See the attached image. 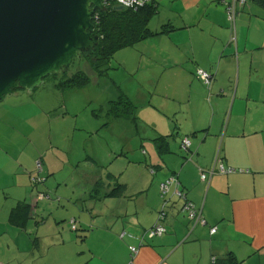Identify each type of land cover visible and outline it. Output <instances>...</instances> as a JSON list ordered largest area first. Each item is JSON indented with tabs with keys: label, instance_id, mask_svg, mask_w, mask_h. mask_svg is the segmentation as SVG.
Returning a JSON list of instances; mask_svg holds the SVG:
<instances>
[{
	"label": "crops",
	"instance_id": "crops-1",
	"mask_svg": "<svg viewBox=\"0 0 264 264\" xmlns=\"http://www.w3.org/2000/svg\"><path fill=\"white\" fill-rule=\"evenodd\" d=\"M162 1L165 5L161 6L163 3L158 0L159 14L150 20L149 27L158 30L162 24L172 26L166 33L159 34L169 40L172 48L167 50L162 39L159 47L165 58L164 69L176 77L182 76L188 87L186 93L176 96L179 99L177 106H184L172 113L164 110L167 113L164 114L166 120H160L171 123V119H174L173 128L171 124L169 127L165 124L161 126V122L156 119L150 122L149 133H143L145 138H140V144L149 146L142 160L143 164L148 160L150 167H153L150 168L151 179L153 188L156 185L154 193L157 201L156 204L143 201L136 205L137 215L129 218L131 223L125 224L127 228H133L134 235L122 232L120 238L129 236L132 241L128 247L138 246L133 264H171L172 257L176 264L179 260L176 257H180L183 264H192L198 254L201 259L207 258L205 263L199 261L198 264H211L212 257L223 260L229 256L234 257L236 264L249 263L254 259L255 264H264V78L251 75L250 68L246 66L248 61L252 63L257 57L255 52L262 50L261 56L264 57V41H259L264 27L262 22H258L260 17L251 15V0H244L242 6H239L234 22L228 20L222 0ZM225 2L231 4L233 0ZM167 4L170 7L176 4V7L164 12ZM236 23L238 26L235 27ZM194 26L195 29L188 30ZM196 30L200 41H206L209 47L205 49L200 46L195 50L192 46L189 51L199 67L213 76L209 89L200 80L194 79L192 72L172 69L183 64V54L178 48H186L187 43H192L186 36H191L190 33ZM200 32L203 36H199ZM228 35L229 41L226 40ZM154 44L158 46L156 42ZM249 54L252 57L248 59ZM217 57H220L219 63H223L221 71L219 68L214 70ZM241 71L243 81L239 78ZM260 79L263 80L261 84L258 83ZM169 83L173 81L169 80ZM260 88L262 92H259ZM220 136L221 145L217 147ZM160 137L166 139L160 140ZM184 137L190 142L185 154L179 151L180 141ZM217 150L219 152L214 157ZM183 156H189L190 159H184ZM171 160L173 164L169 162ZM49 163L50 166L47 165L45 169L42 167V173L52 174V161ZM218 163L226 168L240 169H235V174L223 176L225 174L216 172ZM20 167L10 179H2L0 175V260L4 264H32L16 246L19 239L15 236L18 234L17 227L8 222L9 211L18 201L29 202L33 208L37 203L28 200V197H35L34 189L30 187L31 169L25 164ZM243 169L250 173L237 174L244 173ZM212 170L213 174L210 175ZM241 170L243 172H239ZM206 172L207 179L202 180L200 175ZM173 177L178 182L177 189L183 191L186 199L200 210L204 224L192 230L185 214L179 211L178 202L172 203L166 208V218L162 224L165 234L158 239L145 240L141 245L139 237L156 220L159 185ZM140 178L145 180L143 174ZM113 186L108 183V188H104V182L96 180L90 191L104 198ZM174 190L173 186L169 194L173 196L172 200L176 199ZM3 193L7 196L2 197ZM120 197L122 202L126 199ZM131 201H125V212H128L127 206ZM211 228H215L213 235L210 233ZM128 247L124 250L123 263L130 258ZM28 259L32 262L35 260L34 257Z\"/></svg>",
	"mask_w": 264,
	"mask_h": 264
},
{
	"label": "rangeland",
	"instance_id": "rangeland-1",
	"mask_svg": "<svg viewBox=\"0 0 264 264\" xmlns=\"http://www.w3.org/2000/svg\"><path fill=\"white\" fill-rule=\"evenodd\" d=\"M163 2L161 0V3ZM164 5L165 3L161 6ZM175 7L176 4L173 7L167 4L163 11L168 12ZM256 9L259 10L257 7ZM262 13L258 22H262L264 27V12ZM195 28L196 26L190 27L188 30ZM197 33L198 30L191 32V36H186L193 44L187 43L186 48H178L183 54L181 59L183 64H179L178 68H172L179 72H192L196 80L197 70L206 72L207 70L199 67L189 50L192 46L195 50L200 46L205 49L209 47L206 41H200ZM199 36H203L201 32ZM162 39L165 41V48L171 50L169 40H165L161 35L146 39L135 47L122 48L114 53L106 66L102 67L103 70L107 69V74L103 77L96 75L89 62L84 60L85 57L80 60L74 59L68 73L50 75L31 93L19 91L0 103L2 179L12 178L20 170L21 164L31 169L32 178H43V181L36 183L31 181L30 187L34 189L35 197H28V200H32V203L37 201L33 209L35 215L27 220L25 230L17 227L18 234L15 235L19 237L16 246L20 253L27 257L29 263L128 264L129 257L126 263H123L122 259L125 257L124 250L132 240L129 236L122 239L120 235L122 232L134 235V230L130 225L127 228L125 224L131 223L129 218L137 215L136 205L142 204L143 201L156 204L157 201L154 193L156 185L153 188L154 183L151 179L150 168L153 167H150L148 160L145 164L144 159L142 160L149 151V146L140 144V138H145L143 133H149L151 130V121L156 119L165 121L164 114H167L165 112L175 111L184 106H177L179 99L176 96L186 93L188 87L182 76L176 77L167 69L165 72V58L159 47ZM226 40H230L229 35ZM259 41H264V33L259 37ZM154 42L158 46H154ZM261 54L262 50L255 52L257 57L252 63L251 60L248 61L246 66L250 68L251 75L263 79L264 57ZM217 55L219 56V52ZM251 57L249 54L248 59ZM219 60L220 57H217L214 70L216 68L222 70L223 63L220 64ZM221 60L225 61L224 58ZM76 71L87 73L90 78L89 85L72 90H60L55 87L63 75H70ZM239 78L243 81L242 71ZM262 79L258 80L259 84L263 82ZM169 80L173 83H169ZM259 92H262L261 88ZM121 94L135 105L137 123L132 119H111L107 116L110 102L116 101ZM207 96L206 94L205 98ZM122 106L123 104L120 107ZM107 120L110 121L109 124ZM171 120V123L160 121L161 126L165 124L169 127L171 124L173 128L175 121ZM221 137L217 147L221 145ZM179 151L184 154L186 152L182 147ZM218 152L219 150L214 157ZM183 157L190 159L189 156ZM50 161L52 174L39 171L38 163L45 169L47 165L50 166ZM169 162L174 163L173 160ZM220 165L218 163L217 167ZM243 170L244 173L237 174L250 173L247 169ZM196 173L199 175V172ZM141 174L145 180L140 178ZM96 180L104 182V188H108V183L124 186L122 195L126 198L124 204L120 196L92 197L94 193H91L90 188ZM39 191L45 192L47 196L39 200L37 198ZM1 195L7 196L4 193ZM128 200L132 201L127 206L128 212H125V203L127 205L125 201ZM181 203L182 201L178 200L179 207ZM160 208L161 205L158 210ZM71 219L76 221L78 228L76 233L71 230ZM10 253L12 254L13 250ZM195 256L196 260H193L192 264L206 262L207 258L201 259L199 254ZM32 257L35 258L33 262L28 259ZM176 259H179L178 264H183L180 257ZM132 261L134 262V259ZM3 262L0 260V264H4ZM170 263H174L173 257ZM255 263L254 259L243 264Z\"/></svg>",
	"mask_w": 264,
	"mask_h": 264
},
{
	"label": "water",
	"instance_id": "water-1",
	"mask_svg": "<svg viewBox=\"0 0 264 264\" xmlns=\"http://www.w3.org/2000/svg\"><path fill=\"white\" fill-rule=\"evenodd\" d=\"M103 7V0H0V103L91 55L101 41L92 19Z\"/></svg>",
	"mask_w": 264,
	"mask_h": 264
},
{
	"label": "trees",
	"instance_id": "trees-1",
	"mask_svg": "<svg viewBox=\"0 0 264 264\" xmlns=\"http://www.w3.org/2000/svg\"><path fill=\"white\" fill-rule=\"evenodd\" d=\"M223 3L225 0H222ZM253 8L251 9V15H254L256 17H262L261 14L264 12V0H251ZM259 8L256 9L254 5ZM239 6L241 7L242 4H239V2L235 3V11L238 12ZM113 4H106L105 8H103L102 11H98L93 15L92 23L94 24V28L98 31V35L101 39L100 44L94 48V51L91 55L85 56L84 60H87L89 64L91 65L92 70L96 72V75L98 77L106 76L107 69L103 70L102 67L106 66L111 58L114 56V53L122 48H131L135 47L140 42L152 38L156 35L166 33L168 30L172 28L171 25L168 23L162 24L161 27L158 30H151L149 27L150 20L157 16L159 14V3L157 0H145L144 3H142L141 6L135 8V9H124L121 11H115ZM226 11V10H225ZM227 14V13H226ZM228 17V16H227ZM54 76V74H52ZM49 76L47 77V79ZM90 78L87 75V73L83 71H76L73 74L63 75V78L55 84V87L59 88L60 90H72V89H79L84 88L86 85H89ZM121 101V102H120ZM123 104L122 107H120ZM135 105L132 104L131 101H129L123 94H121L116 101L110 102V106L108 109L107 116L109 118L114 119H132L136 123L135 118ZM107 117V118H108ZM109 120H107V124H109ZM166 137H160V140H165ZM181 146V145H180ZM166 150V149H163ZM169 179V178H168ZM167 179H165L164 183ZM160 185H159V206L161 205V208L157 211L156 220L158 218V214L164 215L166 214V208L172 203H176L179 201H182L179 211L184 215L185 213L182 212V208L184 205V200H182L180 197H176V199L172 200L171 195H163L160 191ZM179 190V189H178ZM181 191V190H180ZM185 195L183 191H181ZM96 194V193H94ZM124 194V186H119L117 184H114L113 188L108 190L106 194L104 195V198L107 196H113V197H119ZM43 195L47 196L44 192H38V196ZM92 197H97V195H94ZM38 198V197H37ZM186 199V196H185ZM187 200V199H186ZM189 201V200H187ZM164 204V205H163ZM33 205L29 202L25 201H18L16 205L11 208L8 215V222L9 224L20 227L21 230L26 229L27 220L35 215L33 212ZM164 219L162 220V223L164 222L166 215H164ZM187 222L189 223V220L184 215ZM73 220V224L75 226V230L71 228L73 232L76 233L77 231V225L75 219ZM70 220V227L73 226ZM146 233V232H145ZM143 234L141 237H139L141 245L145 240H153L155 238H148L146 234ZM165 234V233H164ZM131 247V246H129ZM128 247V251H129ZM137 249L138 247H134ZM130 261L128 264H131V261L133 259V254L130 253ZM211 264H236V260L234 257L229 256L227 259L218 260L215 257H212L210 259Z\"/></svg>",
	"mask_w": 264,
	"mask_h": 264
},
{
	"label": "built area",
	"instance_id": "built-area-1",
	"mask_svg": "<svg viewBox=\"0 0 264 264\" xmlns=\"http://www.w3.org/2000/svg\"><path fill=\"white\" fill-rule=\"evenodd\" d=\"M144 1L145 0H103V6L105 7V5L109 3V4H113L116 7H123V9H131L132 10V9H135V8L141 6L142 3H144ZM221 2L225 7V10H226V13L228 16V20L231 22H234V18L236 15L235 3L239 2V4H243L244 0H233V2L231 4H227L225 1H224V3H223V1H221ZM195 74H196V77L206 87H208V88L211 87V84L213 82V76L210 73H208L206 71H202V70H197ZM180 145L183 149H185V151H187L189 149L190 142L186 137H184L180 141ZM38 169H39V171H42V168L40 167L39 163H38ZM210 172H209L210 175L213 174V170ZM216 172L219 174H233V173H236L237 170H235L233 168H226L221 164L217 168ZM239 172H243V171L241 170ZM200 178L202 180H206L207 179V172L201 173ZM31 181H32V183H36L38 181H43V179L41 177H33L31 179ZM177 185H178V182L174 177L169 178L164 183H162L160 185V191L165 196V195H168L170 193V190L173 188V186L175 187L173 194L176 195L177 197H180L182 200H184L182 212L185 213V216L189 220V227L192 228V230H193L194 227L199 226V225H203L204 220L202 219L200 210L195 208L190 201H187L185 199V195L183 193H181L180 190L177 189ZM43 198H44L43 195L38 196L39 200H41ZM164 215L158 214L157 221L154 223V225L151 228H149L147 231H145L146 232L145 234L147 235L148 238L161 237L165 233V228L161 224L162 220L165 217ZM71 223L73 224V220H71ZM71 228L73 230L76 229L74 224ZM210 233L213 235L215 233V228H211ZM129 251H130V253L133 254V256H135L138 253V249H135L134 247H129ZM131 264H133V261H131Z\"/></svg>",
	"mask_w": 264,
	"mask_h": 264
},
{
	"label": "flooded vegetation",
	"instance_id": "flooded-vegetation-1",
	"mask_svg": "<svg viewBox=\"0 0 264 264\" xmlns=\"http://www.w3.org/2000/svg\"><path fill=\"white\" fill-rule=\"evenodd\" d=\"M103 8H105V7H103ZM98 12V11H97ZM96 13V12H95ZM94 25V24H93ZM83 57H85V56H83Z\"/></svg>",
	"mask_w": 264,
	"mask_h": 264
}]
</instances>
